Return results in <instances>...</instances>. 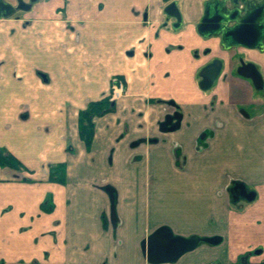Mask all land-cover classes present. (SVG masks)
Wrapping results in <instances>:
<instances>
[{
    "label": "crops",
    "instance_id": "0c3cea01",
    "mask_svg": "<svg viewBox=\"0 0 264 264\" xmlns=\"http://www.w3.org/2000/svg\"><path fill=\"white\" fill-rule=\"evenodd\" d=\"M205 1L178 0L177 29L163 0H38L0 18V147L20 163L0 166V264H150L141 243L162 225L201 238L163 264H264V48L241 49L254 83L198 34ZM114 77L123 94L86 149L78 113Z\"/></svg>",
    "mask_w": 264,
    "mask_h": 264
},
{
    "label": "water",
    "instance_id": "95a60500",
    "mask_svg": "<svg viewBox=\"0 0 264 264\" xmlns=\"http://www.w3.org/2000/svg\"><path fill=\"white\" fill-rule=\"evenodd\" d=\"M37 0H17L13 6L9 2L0 0V18L12 16L17 10L27 11L32 3ZM245 2L246 0H240ZM230 7L228 0H206L203 4V14L196 25L198 34L204 38L220 37L221 45L225 48L241 46L247 49L264 48V1H247L244 9L232 1ZM167 18L174 19L172 27L177 29L182 23V14L175 1H171L163 8ZM250 68L248 72L244 70ZM220 66L212 63L206 66L199 74V86L206 90L216 79ZM239 72L244 76H251L259 81L257 73L251 66L241 63ZM174 103L173 101H170ZM166 123L162 124V129ZM173 128H169L171 130ZM252 199L253 195H247ZM201 238L196 235L184 237L173 233L169 226L162 225L150 233L141 243V248L146 261L150 264L172 263L184 253L193 250ZM209 243H217L220 238L211 237L203 239Z\"/></svg>",
    "mask_w": 264,
    "mask_h": 264
},
{
    "label": "trees",
    "instance_id": "16d2710c",
    "mask_svg": "<svg viewBox=\"0 0 264 264\" xmlns=\"http://www.w3.org/2000/svg\"><path fill=\"white\" fill-rule=\"evenodd\" d=\"M113 110L114 102L109 96H106L99 100L89 102L86 108L79 111L78 134L80 139L84 142L86 149H90L93 141L95 129L94 118L102 116L105 113L111 112ZM160 128L162 129L161 125ZM0 166L18 167L20 166V163L12 154L0 147ZM64 168L65 165L63 163L53 166L50 173V178L52 180L64 182ZM112 207H114L113 201Z\"/></svg>",
    "mask_w": 264,
    "mask_h": 264
},
{
    "label": "flooded vegetation",
    "instance_id": "af4514ba",
    "mask_svg": "<svg viewBox=\"0 0 264 264\" xmlns=\"http://www.w3.org/2000/svg\"><path fill=\"white\" fill-rule=\"evenodd\" d=\"M4 1L9 2V3L12 4L13 6H16V5H17V0H14V2H10V1H8V0H4ZM232 1L237 2V6H239L241 9H244V6H245V4H246L247 1H259V2H262V1H264V0H246L245 2L240 1V0H228V2L230 3V7H233V5L231 4ZM170 2H171V1H170ZM165 5H166V4H165ZM177 6H178V5H177ZM164 7H165V6H164ZM178 8H179V7H178ZM203 9H204V7H203ZM17 11H18V10H17ZM17 11H16V12H17ZM16 12H15V13H16ZM166 17H167V16H166ZM171 20H172V23L175 21L173 18H172ZM222 48H223L224 50H227V51H230V50L235 51V52H234V55H233V59H232V61H233V60L236 61L237 65H238L237 71H238L239 74H241V73L239 72V68H240L242 62L245 63V65L251 66L250 63L247 62V60L245 59L244 55L241 54V51H242L241 49H247V48H244V47H241V46L232 47V48H228V49H225V48L222 46ZM212 63H215V64H217V65L220 66V71H219V73L221 72V70L223 69L224 64H225L224 61H223V59H221V58H219V57H214L210 62H208L207 64H205V65L200 69V71L198 72V75L200 74V72L202 71V69H204L206 66H208V65H210V64H212ZM251 67L253 68V66H251ZM244 70H246V71H248V72L251 71V69L248 68V67H246ZM253 70H254V68H253ZM254 71H255V70H254ZM241 75H242V74H241ZM246 77H249L254 83L258 82L257 79H254V78L251 77V76H246ZM112 101L114 102V100H112ZM181 119H182V115H181V113H180L179 111H176V110H175V111H173V112L168 113L167 115H165L164 119L160 122V125H161V127H163L162 124H163V123H166V125L164 126L165 128H168V129H169V128H175V127H177V126L180 124ZM240 193L246 194L244 191L241 192V190H239L238 188H235V189H234V197H235V194H240Z\"/></svg>",
    "mask_w": 264,
    "mask_h": 264
},
{
    "label": "built area",
    "instance_id": "2783aa9c",
    "mask_svg": "<svg viewBox=\"0 0 264 264\" xmlns=\"http://www.w3.org/2000/svg\"><path fill=\"white\" fill-rule=\"evenodd\" d=\"M124 83L123 80L119 77H114L112 79L110 99L116 100L120 98L123 94Z\"/></svg>",
    "mask_w": 264,
    "mask_h": 264
},
{
    "label": "rangeland",
    "instance_id": "374dc122",
    "mask_svg": "<svg viewBox=\"0 0 264 264\" xmlns=\"http://www.w3.org/2000/svg\"><path fill=\"white\" fill-rule=\"evenodd\" d=\"M25 1L26 2H29V0H25ZM170 1H175L176 4L178 5V0H163V3L165 5V4L169 3ZM11 2H14V0H11ZM37 2H38V0L35 3H37ZM32 5H33V3L31 4V7H32ZM25 14L26 13H24L23 10H18L16 12L15 16L16 17H22V19H23ZM167 19H170V18H167ZM165 217L167 218V220H170V218H172V216H165ZM150 219H151V222H152L154 220V217L153 216H150Z\"/></svg>",
    "mask_w": 264,
    "mask_h": 264
}]
</instances>
